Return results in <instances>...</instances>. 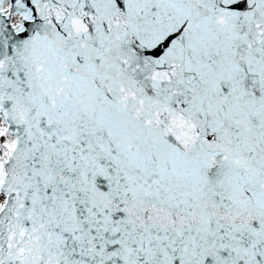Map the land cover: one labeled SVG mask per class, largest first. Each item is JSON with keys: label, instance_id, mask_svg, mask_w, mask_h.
<instances>
[{"label": "snow or ice", "instance_id": "1", "mask_svg": "<svg viewBox=\"0 0 264 264\" xmlns=\"http://www.w3.org/2000/svg\"><path fill=\"white\" fill-rule=\"evenodd\" d=\"M0 264H264V0H0Z\"/></svg>", "mask_w": 264, "mask_h": 264}]
</instances>
